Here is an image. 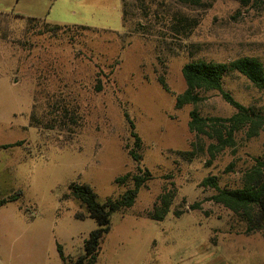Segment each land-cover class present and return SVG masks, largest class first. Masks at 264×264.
<instances>
[{
  "label": "rangeland",
  "instance_id": "1",
  "mask_svg": "<svg viewBox=\"0 0 264 264\" xmlns=\"http://www.w3.org/2000/svg\"><path fill=\"white\" fill-rule=\"evenodd\" d=\"M121 1L0 0L1 13L122 34L73 41L62 34L22 36L18 21L8 40H0V199L20 194L0 207V264H65L58 245L67 263L84 254L85 240L98 227L82 218L69 185H88L100 202L126 190L115 181L135 172L124 148L134 147L129 121L143 144L139 166L152 180L132 208L111 216L94 264H264L261 234H244L232 212L209 200L215 191L199 186L215 176L221 188H237L242 173L264 160V130L252 138L247 128L238 132L234 146L208 164L215 141L196 140L189 131L192 105L175 109L185 89L184 64L242 56L264 63V6L146 0L148 17L138 32L135 18L123 29ZM181 14L198 21L185 39L170 29ZM222 84L240 104L264 114V94L246 78L230 73ZM203 95L201 116L235 113L219 92ZM56 103L68 105L70 125L49 130L31 123L32 113L56 116ZM194 141L198 155L188 162L180 151L191 150ZM171 188L176 197L164 220L147 218L157 196ZM194 203L199 209L190 210ZM175 210L184 213L174 217Z\"/></svg>",
  "mask_w": 264,
  "mask_h": 264
},
{
  "label": "trees",
  "instance_id": "2",
  "mask_svg": "<svg viewBox=\"0 0 264 264\" xmlns=\"http://www.w3.org/2000/svg\"><path fill=\"white\" fill-rule=\"evenodd\" d=\"M180 4H191L200 7L201 0H177ZM241 6H247L251 0H236ZM122 25L123 29H128V22L135 18L137 30L142 28V18H147L149 6L146 0H122ZM152 3V2H150ZM257 7L264 6V0H254ZM24 22L20 35H38L56 37L58 34L66 35L72 41L75 37L83 35H122L117 31L93 29L82 25H52L45 20L37 18H24L19 14H5L0 12V40H8L13 32V24ZM198 25L195 18H189L184 15H177L172 18L170 29L181 36L182 39L188 38L194 28ZM230 73H238L246 78L257 90L264 94V63L254 56H242L228 62L206 61L203 59L193 60L183 65L181 74L185 82L184 91L176 97L175 109L182 110L186 106L192 105L193 109L189 112L188 128L195 135L196 140L203 137L214 140L208 146L210 164L216 156L226 148H231L235 143V136L238 132L247 128V134L250 138L257 136L259 130H264V114L255 113L253 109L248 108L236 101L229 93H226L222 87L224 77ZM163 89L166 86L162 83ZM100 87H98L99 90ZM219 92L223 100L233 107L236 111L229 118H208L200 115L197 107L204 101V95L208 92ZM54 107V105H52ZM56 116L53 118L37 117L34 113L30 115L31 123L36 121L37 126L44 129H54L70 125L67 118L71 115L68 105H59L56 103ZM72 116V115H71ZM48 121L44 123V120ZM130 123V134L133 138V148L125 145V150L129 158L136 163L135 172H128L123 177L116 178L119 186L127 187L119 196L107 198L104 202L97 199L94 191L85 184L69 185L72 197L79 204L80 209L84 211V218L88 216L97 224L89 238L84 243V254L76 262L67 263L60 245L57 250L65 264H94L96 262L100 242L104 235L109 232L111 227V216L114 213H121L132 208L135 204L138 192L141 188L147 187L152 180V175L148 169H142L139 166L141 155L138 153L143 147L140 137L136 134L134 125ZM72 124V123H71ZM20 145L19 143L14 146ZM13 146V145H7ZM196 141L191 143V150L180 151L184 159L188 162L197 157L198 150ZM6 147V146H5ZM232 166V165H231ZM230 168V167H229ZM203 188H210L215 193L209 198L215 204L221 205L234 214L238 220L243 223L244 234L259 233L264 239V160L257 159L252 167L242 173L239 186L237 188H221L218 179L215 176L204 178L200 185ZM19 193L14 196L0 199V207L17 199ZM176 197V191L171 188L164 190L157 196L153 207L147 211L146 217L155 221H162L168 214ZM199 203L189 206L190 210L199 209ZM184 211H173L174 217H180Z\"/></svg>",
  "mask_w": 264,
  "mask_h": 264
}]
</instances>
